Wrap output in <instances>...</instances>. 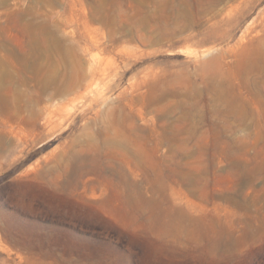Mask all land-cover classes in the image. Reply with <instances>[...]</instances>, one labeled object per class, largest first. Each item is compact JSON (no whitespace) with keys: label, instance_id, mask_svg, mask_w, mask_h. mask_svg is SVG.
Here are the masks:
<instances>
[{"label":"rangeland","instance_id":"obj_1","mask_svg":"<svg viewBox=\"0 0 264 264\" xmlns=\"http://www.w3.org/2000/svg\"><path fill=\"white\" fill-rule=\"evenodd\" d=\"M0 264H264V0H0Z\"/></svg>","mask_w":264,"mask_h":264}]
</instances>
